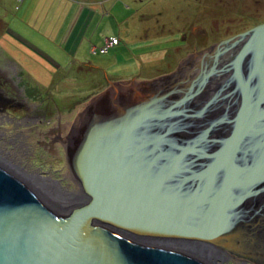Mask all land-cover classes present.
<instances>
[{
    "label": "water",
    "instance_id": "water-1",
    "mask_svg": "<svg viewBox=\"0 0 264 264\" xmlns=\"http://www.w3.org/2000/svg\"><path fill=\"white\" fill-rule=\"evenodd\" d=\"M238 44L219 66L218 57ZM202 56L187 87L181 84L188 80L176 78L175 84L169 78L138 83L168 85L88 130L74 164L88 203L56 209L0 160V264H214L194 246L159 242L223 253L239 252V243L246 249L264 243V143L263 150L252 148L249 128L242 127L250 122L264 133V22ZM227 73L214 96L192 104L210 77ZM222 104L226 108L210 117ZM231 149L251 165L239 191L218 177L219 163L231 164L225 156ZM207 194L218 201L211 212Z\"/></svg>",
    "mask_w": 264,
    "mask_h": 264
},
{
    "label": "rangeland",
    "instance_id": "rangeland-1",
    "mask_svg": "<svg viewBox=\"0 0 264 264\" xmlns=\"http://www.w3.org/2000/svg\"><path fill=\"white\" fill-rule=\"evenodd\" d=\"M119 1L116 5L109 0V12L92 23L91 34L97 31V35L87 38V46L84 43L80 50L81 59L76 58L89 65H77L69 72L75 84H33L25 63L20 62L28 58L25 54L12 55L5 47L8 44L4 36L13 15H22L32 0H0V157L23 173L38 176L45 190L54 183L66 192H76L63 195L76 205L84 204L82 196L86 195L78 180L73 182L71 176L67 177L71 172L68 149L72 145L66 147L60 140L67 135L71 142L68 124H75L80 109L93 105L95 97L113 89L116 80L194 78L198 73L194 68L207 49L211 51L220 41L264 22V0ZM109 38L119 42L106 50L105 40ZM229 75L224 74L216 84L219 86ZM128 81L118 86L123 92L115 97L117 101H127L123 97L133 96L134 88H140L138 92L145 89V84ZM152 85L162 87L164 81ZM185 85L189 84L182 87ZM144 92L148 97L153 93ZM112 98H108L107 105L105 98L98 101L106 108ZM225 257L221 264H242L236 258Z\"/></svg>",
    "mask_w": 264,
    "mask_h": 264
},
{
    "label": "crops",
    "instance_id": "crops-1",
    "mask_svg": "<svg viewBox=\"0 0 264 264\" xmlns=\"http://www.w3.org/2000/svg\"><path fill=\"white\" fill-rule=\"evenodd\" d=\"M108 1L32 0L22 15L16 13L13 15V22L7 23L8 29L5 30L4 36L10 43L6 41L8 45L5 47L16 57L28 58L20 62L25 63V70L33 84H75L76 80L69 76V72L77 65H89L79 62L80 50L84 43L87 46V38L97 35V31L94 36L91 34V25L100 15L104 17L109 12L106 10ZM113 1L116 5L120 2ZM92 51L95 52V49L92 48ZM96 68L102 71L101 68ZM104 75L107 77L106 73ZM127 81L116 80L112 82L113 87L119 88L120 84H126ZM128 82L141 83L130 80ZM112 91L113 89L106 93L105 98L110 96L117 101L115 97L123 91L118 89L116 95H113ZM107 102L108 100L105 101L106 104Z\"/></svg>",
    "mask_w": 264,
    "mask_h": 264
},
{
    "label": "bare ground",
    "instance_id": "bare-ground-1",
    "mask_svg": "<svg viewBox=\"0 0 264 264\" xmlns=\"http://www.w3.org/2000/svg\"><path fill=\"white\" fill-rule=\"evenodd\" d=\"M241 45L242 44H238L236 47L231 48L227 52H230L229 55L234 54L235 51ZM227 52H224L222 55H220L218 57V61L219 62H220V59H222L221 57H223V55H225ZM205 60H207V58H204V61ZM211 60H213V58H211ZM209 64H210V62H209ZM180 68L182 69V67H180ZM181 69L179 70L178 74L180 73ZM200 69L201 68H200V64H199V66L194 68V71L199 73ZM192 79H193V77L191 79H188V81L187 80H184V81H187V83H188ZM211 79H212V77H210L209 81H207V83L202 87L200 93L198 95H196L195 97L199 98V96H202V95H203V97H205V96H207V94L209 92L213 91V87L217 86V84H208L211 81ZM152 87L153 86H149V87L145 86V89L143 91H141V92H138L137 88H134V89H132L134 91L132 93L133 96H131L130 98H129V95H128L127 98H126V96L123 97V100L126 99L127 101H122V100H118L117 102L112 101V102H110V104L106 108L104 106H102L103 104L100 103V101L97 100L96 102L93 103V105L92 104L91 105H86V106H84V108L80 109L78 116L75 118L76 119L75 120L76 121L75 124H68L67 123L68 124V128L73 130V131L71 130V133H72L71 134L72 137H70L71 142L68 141L67 135H66L65 138L62 137L60 142L61 143L63 142L64 143L63 145H66V147H68L69 143L72 145L68 149L69 150L68 157H69V155L71 156V162H70L71 163V167H70L71 168L70 169L71 172L69 173V175H67V177H69V178L71 176V178H70L71 181L77 182L76 180H78V177H77L76 172H75L74 164L76 162V158H77V156L79 154V151H80V149L83 146L84 140L86 139V137L88 135V130L94 124L101 126V125H105V124H107L109 122H113V120L116 118V114L114 112L120 110L122 105H124V104L126 105L129 102H131L132 100H136L137 98H141V99L151 98V95L148 97L144 91H149L150 92V90H154V89H152ZM161 89L162 88L157 89V90H155V92L156 91H160ZM117 90H118V88L113 87V91H114L113 95L117 94V92H118ZM155 92H153L152 96L154 95ZM144 96H146V98ZM137 100H139V99H137ZM192 100L194 101L195 99H192ZM221 108H222V106L217 107V109L214 112L215 113H218V112L221 113L222 112ZM244 110H246L247 112H250V110H252V109L246 105ZM244 118H245V115L242 117V120ZM246 118H247V116H246ZM241 123H243V122L241 121ZM255 125L256 124H254V126ZM242 127L245 130L247 128H249L247 137L249 139V142L252 145L251 147L252 148H257L259 150L260 149L263 150V144L262 143H264V133L262 131H260L261 128H259V126H256V128H258L259 130L258 129L254 130L250 126V122H248V124H247V122L245 124L243 123ZM223 130H224V127L223 128H219V129L216 130L215 133L221 134L223 132ZM232 150L233 149H231L229 151L228 155L227 154L225 155V156H228L229 159H232V161H230L231 164H222V163H225V162L219 163V165L221 164L220 165L221 168L223 167L222 168L223 176H222V173H221V175L218 176V177L220 179L224 180V183L230 185V189L233 188V190L236 189L237 191H239L241 189V187H242V184H243L244 180H248L249 179V177H247V175H246V172H248V171L252 172L251 171V165H249L250 162H243L242 160H240L237 156H235V154L231 155V153H232L231 151ZM258 157L260 159L258 161H262L263 156L260 154V156H258ZM0 160L2 162H4V163H7L6 160L3 161L1 157H0ZM72 166H73V168H72ZM214 166H216V164ZM209 167H211V166L209 165ZM216 181H218V180H216ZM44 184L45 183L43 182L41 185L43 186ZM42 186L39 185L38 186L39 189H36L34 187L33 188L36 189L39 192V194L45 199V201L47 203H49L50 205H52L54 208L59 209L61 211L62 210L63 211H67L68 209L74 208L75 206H77L76 203H71L70 202L72 200H70V199H68V198L63 196L65 194H69L70 196H71V194L72 195L73 194L76 195V192H73V193L66 192L62 188L60 189L57 186V184H54V183L48 184V188L46 187V190ZM51 188H53V189L55 188V189L52 190ZM202 196H205L204 201L207 204V206H206V210L207 211L206 212H209V211L211 212V211L216 210L214 208V206H216V204H218V201H216V197L214 196V194L213 195L207 194V195H202ZM82 197H83L84 204L89 202L90 199L88 197H86L84 195ZM258 198L256 199V201L258 200ZM259 199H260L259 201L263 202L264 201V194H260V198ZM253 200H254L253 198L247 199L246 202H245V205H246V203L250 204ZM79 205H82V204H79ZM148 242H151V241H148ZM159 243L161 245H165V246H169V247L184 246V248H186V249L189 248L191 250H194L193 249V246H194L197 252L204 253L206 256H209L210 258L209 257L208 258L210 259V261L214 262V264H221L220 261L224 260V256H228V255L239 259V261H241L242 264H244L246 262H248V263L251 262L252 264H264V243L261 244L260 242L258 244H253L251 246H248L247 249H246V246H244L243 244L239 243L238 244L239 252H233V253H231V252H224L223 253V251H217L215 249H211L212 250L211 251L210 249L208 250V248L202 247V246H200L198 244L190 245V244L182 243V244H177L176 245L175 243H166V242H159ZM187 246H189V247H187Z\"/></svg>",
    "mask_w": 264,
    "mask_h": 264
},
{
    "label": "flooded vegetation",
    "instance_id": "flooded-vegetation-1",
    "mask_svg": "<svg viewBox=\"0 0 264 264\" xmlns=\"http://www.w3.org/2000/svg\"><path fill=\"white\" fill-rule=\"evenodd\" d=\"M229 53L230 52H227L225 55H223V57H221L222 59H220V65L219 66H221V65H223V64H225V63H227L228 61H229V59H230V55H229ZM228 54V55H227ZM228 56V57H227ZM224 76L222 75V74H219V75H214V76H212V79H211V81L208 83V84H218V82H220V79L221 78H223ZM173 84H175L174 82H173V80L171 81ZM223 83V82H222ZM168 85V83L167 84H164V86H162L161 87V85H154L153 87H152V89H154V90H151L152 92H155V90H157V89H160V88H164L165 86H167ZM183 86V84H181V87ZM218 86V85H217ZM217 86H215L214 88H213V91L212 92H209L208 94H207V96H205V97H203V95L202 96H199V98H197V97H194L193 99H195L194 101H192V104H196V103H198V102H200V101H204V100H206V99H209L210 97H212V96H214V92H215V90L217 89ZM186 87V86H185ZM214 93V94H213ZM153 94V93H152ZM152 97V96H151ZM232 101H234V99L232 100ZM221 106H224V108L223 109H221V110H224L225 108H226V104H222ZM215 111V110H214ZM214 113V114H213ZM218 114H220L219 112L218 113H215V112H212L211 114H210V117H213V116H216V115H218ZM216 132V131H215ZM14 170H18L17 172L19 173V174H21L22 175V177L27 181V182H29V183H31L32 185H33V187L34 188H36V189H39L38 188V186H39V181H42L38 176H33V175H31V174H28L27 172L26 173H23V170L22 169H20V168H18L17 166H15V165H13V163H11V162H9L8 163ZM227 257H231V258H235V257H233V256H227ZM226 257L224 256V259H225ZM237 259V258H236ZM238 261H239V259H237ZM240 263H241V261H240ZM251 263V262H250Z\"/></svg>",
    "mask_w": 264,
    "mask_h": 264
},
{
    "label": "built area",
    "instance_id": "built-area-1",
    "mask_svg": "<svg viewBox=\"0 0 264 264\" xmlns=\"http://www.w3.org/2000/svg\"><path fill=\"white\" fill-rule=\"evenodd\" d=\"M118 40L116 38H109V39H106L105 40V44H106V50L109 48V47H112V46H115V44H118ZM105 50V49H104ZM105 50V52H106ZM102 52V51H101Z\"/></svg>",
    "mask_w": 264,
    "mask_h": 264
}]
</instances>
